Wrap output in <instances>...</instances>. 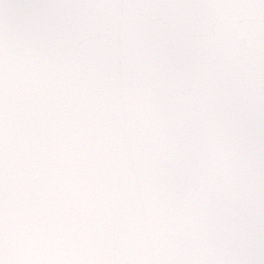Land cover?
Wrapping results in <instances>:
<instances>
[{
    "label": "snow or ice",
    "instance_id": "6c2138e0",
    "mask_svg": "<svg viewBox=\"0 0 264 264\" xmlns=\"http://www.w3.org/2000/svg\"><path fill=\"white\" fill-rule=\"evenodd\" d=\"M0 264H264V0H0Z\"/></svg>",
    "mask_w": 264,
    "mask_h": 264
}]
</instances>
